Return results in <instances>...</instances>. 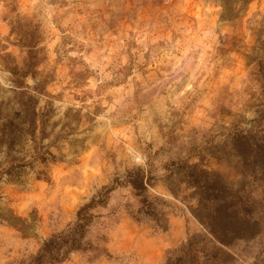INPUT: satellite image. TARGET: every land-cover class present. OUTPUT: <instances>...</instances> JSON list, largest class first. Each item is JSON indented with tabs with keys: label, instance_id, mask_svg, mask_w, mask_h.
<instances>
[{
	"label": "rangeland",
	"instance_id": "374dc122",
	"mask_svg": "<svg viewBox=\"0 0 264 264\" xmlns=\"http://www.w3.org/2000/svg\"><path fill=\"white\" fill-rule=\"evenodd\" d=\"M5 1L0 111L23 114L6 66L36 62L48 80L44 123L13 153L29 158L33 138L54 160L0 181V264L36 253L110 187L84 250L60 264H264V210L224 245L198 219L220 203L203 209L188 177L238 187L244 168L227 133L264 132V89L248 76L255 62L264 68V0Z\"/></svg>",
	"mask_w": 264,
	"mask_h": 264
},
{
	"label": "trees",
	"instance_id": "16d2710c",
	"mask_svg": "<svg viewBox=\"0 0 264 264\" xmlns=\"http://www.w3.org/2000/svg\"><path fill=\"white\" fill-rule=\"evenodd\" d=\"M1 1L6 5L5 0ZM19 18L16 14L10 20V29L16 33L19 31V26L17 24L13 26L12 23L18 22ZM25 46L31 47L30 45ZM25 59L22 64L13 62L10 66H6L16 88L15 102L23 114L18 112L14 117L3 118L0 111V181L19 175L22 169L32 167L36 161L54 160L52 152L48 149L41 150L33 138L34 152L30 154L29 158L13 153L20 136L29 134L34 137L38 122L44 123L42 115L38 116L39 96L47 93L48 80L37 77L40 72H38L36 62L27 63ZM28 76L33 79V85H28L25 82V78ZM248 76L250 81L258 80L262 90L264 89V68L258 62H255L249 69ZM251 101L252 97L250 96L247 98V103L250 105ZM4 103V101H0V110ZM227 137L231 141V149L235 151V155L240 159L244 168L242 182L238 187H223L218 181L202 172L188 173L189 179L203 193L200 200L201 203H204L202 204L203 209H207V203L212 205L220 203L214 211L209 209L204 213V216L202 215L198 219L212 237L224 245L236 238L240 231L246 232L255 226V211L258 214V211L264 210V132L257 135L244 131H230L227 133ZM130 187L135 195L143 196L142 178L130 180ZM255 188L260 192V197L257 199L251 195L257 190ZM112 189V187L108 188L99 198L92 199L80 207L77 211V220L72 224L69 223L62 231L53 233L43 242L36 253L7 264H60L68 258L71 250L83 251L85 248L82 247L83 239L94 218L93 210L107 205ZM99 251L104 252L105 248H100ZM99 255L96 254L93 257ZM168 264H184V259L180 257Z\"/></svg>",
	"mask_w": 264,
	"mask_h": 264
}]
</instances>
